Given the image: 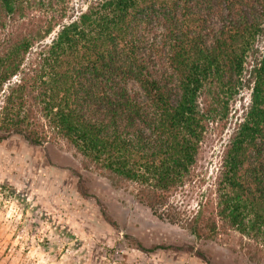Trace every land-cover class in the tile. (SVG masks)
Segmentation results:
<instances>
[{"label":"trees","instance_id":"trees-1","mask_svg":"<svg viewBox=\"0 0 264 264\" xmlns=\"http://www.w3.org/2000/svg\"><path fill=\"white\" fill-rule=\"evenodd\" d=\"M228 123L213 202L187 215L169 197L195 182L201 143ZM10 136L63 140L189 238L221 223L264 247V0H0Z\"/></svg>","mask_w":264,"mask_h":264},{"label":"rangeland","instance_id":"rangeland-1","mask_svg":"<svg viewBox=\"0 0 264 264\" xmlns=\"http://www.w3.org/2000/svg\"><path fill=\"white\" fill-rule=\"evenodd\" d=\"M231 126L206 135L195 182L173 193L170 205L189 215L199 202H213ZM76 173L88 195L78 191ZM137 190L96 169L63 140L41 146L19 136L0 140V264H264V247L221 223L207 238H189L180 225L154 215ZM138 243L165 248L142 251Z\"/></svg>","mask_w":264,"mask_h":264}]
</instances>
